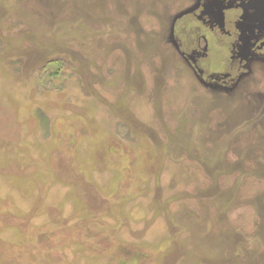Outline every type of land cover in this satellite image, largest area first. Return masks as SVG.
<instances>
[{"label": "rangeland", "instance_id": "1", "mask_svg": "<svg viewBox=\"0 0 264 264\" xmlns=\"http://www.w3.org/2000/svg\"><path fill=\"white\" fill-rule=\"evenodd\" d=\"M0 264H264V0H0Z\"/></svg>", "mask_w": 264, "mask_h": 264}, {"label": "bare ground", "instance_id": "2", "mask_svg": "<svg viewBox=\"0 0 264 264\" xmlns=\"http://www.w3.org/2000/svg\"><path fill=\"white\" fill-rule=\"evenodd\" d=\"M247 85H249V83H246Z\"/></svg>", "mask_w": 264, "mask_h": 264}]
</instances>
